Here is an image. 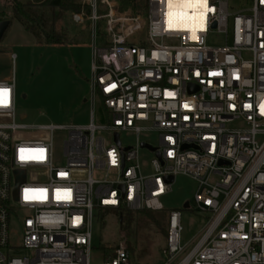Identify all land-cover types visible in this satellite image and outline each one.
Masks as SVG:
<instances>
[{"label": "built area", "instance_id": "obj_1", "mask_svg": "<svg viewBox=\"0 0 264 264\" xmlns=\"http://www.w3.org/2000/svg\"><path fill=\"white\" fill-rule=\"evenodd\" d=\"M82 2L88 123L25 124L13 79L0 80V264H95L94 212H164L177 175L198 183L194 210L206 220L178 261L181 211H165V264H264V0H201L181 18L169 0H147L144 15L118 11V0ZM56 130L65 131L60 155ZM140 149L153 154L147 174ZM103 249L97 264H131L125 243Z\"/></svg>", "mask_w": 264, "mask_h": 264}, {"label": "rangeland", "instance_id": "obj_2", "mask_svg": "<svg viewBox=\"0 0 264 264\" xmlns=\"http://www.w3.org/2000/svg\"><path fill=\"white\" fill-rule=\"evenodd\" d=\"M232 3L237 0H230ZM119 2V0H118ZM8 0H0V10L5 6L7 15ZM121 10L119 4L115 7ZM104 9L100 7V10ZM106 10L100 12L104 13ZM144 15V14H143ZM87 20V19H86ZM85 17L81 23H76L72 15L67 23L75 32V37L65 44H38L32 35L22 25L12 19L10 25L0 40V80L14 81L15 109L18 115H25L19 121L28 125H78L90 120L89 104L84 100L88 95L87 77L90 72L91 53L89 47L88 25ZM103 24V23H102ZM81 26L86 28L81 31ZM213 44L220 45L223 37H211ZM12 54L15 58L12 59ZM100 110L96 109V116ZM64 130L53 132L54 151L61 154ZM136 135L131 132H121L120 139L124 145L134 144ZM151 145L157 144L153 132H143L139 135ZM152 153L146 149L139 151V163L143 173L151 172L150 158ZM198 183L183 175H177L170 191L161 199L163 216L145 213H101L96 215L93 232L94 248L91 251V262L103 261L107 250L103 246L114 245L119 238L125 237V245L130 251L131 264H165L166 257L162 252L165 243V211L176 208L181 211V240L187 245L178 261L182 260L197 243V234L205 222V216L194 210V194ZM188 202L189 207L183 208ZM11 242H19L12 237ZM23 249L16 255L30 254Z\"/></svg>", "mask_w": 264, "mask_h": 264}, {"label": "trees", "instance_id": "obj_3", "mask_svg": "<svg viewBox=\"0 0 264 264\" xmlns=\"http://www.w3.org/2000/svg\"><path fill=\"white\" fill-rule=\"evenodd\" d=\"M100 7L104 9L100 10ZM6 8L9 15L5 6H2L0 20L7 19L11 22L12 19H16L32 35L36 43L46 45L69 43L75 37V32L67 23L68 18L75 13H81L86 20L91 12L90 5L83 3L82 0H8ZM119 8L121 10L129 8L135 15H143L147 10V0H119ZM104 10L106 6L99 4L98 11ZM87 20L84 27L88 25ZM80 30L85 31L86 28L81 26ZM98 109L102 111L100 104ZM142 213L157 214L160 219L163 218L158 212Z\"/></svg>", "mask_w": 264, "mask_h": 264}, {"label": "bare ground", "instance_id": "obj_4", "mask_svg": "<svg viewBox=\"0 0 264 264\" xmlns=\"http://www.w3.org/2000/svg\"><path fill=\"white\" fill-rule=\"evenodd\" d=\"M197 3H201V0H191V3H189V0H171L170 5L176 8L175 12L177 17L181 18L183 12L186 13V10L190 7L195 9ZM125 240H126L125 237H121L119 238L117 243H125Z\"/></svg>", "mask_w": 264, "mask_h": 264}, {"label": "water", "instance_id": "obj_5", "mask_svg": "<svg viewBox=\"0 0 264 264\" xmlns=\"http://www.w3.org/2000/svg\"><path fill=\"white\" fill-rule=\"evenodd\" d=\"M9 23H10L9 20H7V19L0 20V39H1L2 36L4 35V32L6 31V29L8 28ZM114 137H115V141H116V143L119 144L118 134H115ZM141 146H143V147H148V148L152 149V147L146 145L145 143H141ZM167 181H168V182H171V181H172V177H171V176L167 177ZM188 207H189V204H188V202L186 201V202L183 204V208H188Z\"/></svg>", "mask_w": 264, "mask_h": 264}, {"label": "snow or ice", "instance_id": "obj_6", "mask_svg": "<svg viewBox=\"0 0 264 264\" xmlns=\"http://www.w3.org/2000/svg\"><path fill=\"white\" fill-rule=\"evenodd\" d=\"M169 2L171 3V0H169ZM202 2H206V0H202ZM189 3H191V0H189ZM6 92V90L5 89H0V94H3V93H5ZM21 151H24L23 149L21 150ZM40 151H42V150H40ZM27 191V190H26ZM42 191V190H41Z\"/></svg>", "mask_w": 264, "mask_h": 264}, {"label": "crops", "instance_id": "obj_7", "mask_svg": "<svg viewBox=\"0 0 264 264\" xmlns=\"http://www.w3.org/2000/svg\"><path fill=\"white\" fill-rule=\"evenodd\" d=\"M85 100V99H84Z\"/></svg>", "mask_w": 264, "mask_h": 264}]
</instances>
